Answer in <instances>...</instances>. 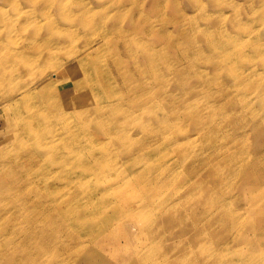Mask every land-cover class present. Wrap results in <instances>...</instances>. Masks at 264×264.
Returning <instances> with one entry per match:
<instances>
[{"label":"rangeland","instance_id":"rangeland-1","mask_svg":"<svg viewBox=\"0 0 264 264\" xmlns=\"http://www.w3.org/2000/svg\"><path fill=\"white\" fill-rule=\"evenodd\" d=\"M42 39H48L52 53L33 76L16 75L20 64L13 61L39 54ZM65 65L73 68L76 89L63 93L55 75ZM33 81L37 95L22 103L16 102L18 95L2 98L6 87L26 88ZM49 84L55 86L47 92ZM11 102L16 103L8 108ZM143 103L146 107H140ZM92 107L103 111L76 122L71 117L75 109ZM16 120L20 125H13ZM262 120L264 0H0V251L10 250L0 264H20L18 256L24 264H124L120 260L128 258L127 264H135V257L155 264L161 240L150 236L157 234V224L132 218V213L149 212L145 207L133 211L138 204L132 203L143 195L136 173L170 179L171 185L152 198L162 205L177 202L193 179L177 163L189 152L223 154L229 145L232 154L249 150L222 164L228 175L242 170L260 144L256 168H264V126L254 128ZM25 122L31 123V135ZM202 122L206 131L220 129L204 135L198 130ZM76 123L92 124L81 163L102 162L83 185L74 183L76 167L68 170L76 164V146L82 145L73 133ZM161 137L170 141L155 153L165 143ZM181 143L193 149L177 152ZM144 150L152 155L139 164L135 158ZM123 163L133 172L125 189ZM236 182L220 186L219 202L229 199L231 188L243 212L264 201V190L243 199ZM93 192L105 199L76 197ZM220 207L240 214L227 202ZM249 218L241 217L242 228ZM121 226L151 235H137L126 244L117 232ZM257 246L247 240L232 257L264 264Z\"/></svg>","mask_w":264,"mask_h":264},{"label":"bare ground","instance_id":"bare-ground-1","mask_svg":"<svg viewBox=\"0 0 264 264\" xmlns=\"http://www.w3.org/2000/svg\"><path fill=\"white\" fill-rule=\"evenodd\" d=\"M40 44L42 45V47L39 54H36L35 56L24 55L22 58L14 60L13 62L17 65L20 64V67L17 69L16 73L14 72V70L11 71V73H15L18 76H33L32 71L36 68L38 69L42 65V63L40 64V62L43 61V58L53 51L52 45L50 44V42H48V39H42L40 41ZM206 44L207 43H203L202 45L204 46ZM72 73L73 68L70 67V65H65L55 75V83H59L60 85H62L63 93L74 91L76 89L75 85L71 83L72 80H70V75ZM41 76L42 75L40 74V77ZM37 81H33L26 88L20 87L18 89H15L12 86H8L2 93V98L6 101H10L18 95L19 99L16 102L22 103L30 96H35L38 94L36 90ZM54 86V84H49L45 87V91L50 92ZM141 96H144V94ZM16 102L9 103L7 107H13V104ZM53 106L56 108V110L59 109L58 104H52V108ZM143 106L146 107V103L140 105V107ZM102 111L103 109L101 107L89 108L87 112L75 109L74 111H72L71 117L76 122L80 118L88 119L87 115L90 113L96 114L102 113ZM19 119H22V116H19ZM262 122H264V120L255 123L254 128L256 131H260L262 125L264 126V123ZM13 125L17 126L20 125V123L18 120H16ZM91 125L92 124L90 123L86 124L84 127H81L76 123V128L73 132L75 136L81 137L82 139V145L79 142L81 146H76V149L79 150L74 152V154L77 156L76 164H71V166H68L69 171H71L72 166H75L76 174L79 173V175H77V177L75 178L74 183L76 185H83L84 183H86V180L89 178L91 179L93 173H95V171L102 166V162L100 161V159H90L89 161L81 163V160L86 156L85 150L87 149V147L83 145V142L89 138L88 133L89 127H91ZM199 125L200 127H198V130L204 135L207 134L208 131V135H213L220 129L217 126L212 127L211 129H208L206 131L207 128H205V123L202 122L199 123ZM31 127V123L25 122V131L28 130L30 135L32 134ZM169 141V139L166 140L164 137H161V142L165 143L161 144L159 146V149H154V152H158L160 148L162 146L164 147ZM75 144L77 145V143ZM190 146L191 145L188 143L177 144L176 151L180 152L182 150H187L189 152L191 149H193V147ZM231 149V145L227 146L223 154L216 150L209 152L204 151V153L202 150L201 153H198L197 151L194 152V154L192 152H189L185 158L181 159L179 162L177 161L179 166H181L182 168L184 167L193 174V179L190 181V183H188V185H186V190L183 196L179 197L178 201L172 204H170L168 201L161 205V203L156 204L152 200V198H154L156 195H159V192L161 190L171 185L170 179H162V177H156V179L150 180L146 178L144 170L137 172L135 183L141 186V188L143 189V195L138 200V203H132L138 204L134 208H132L133 211H136V208L141 209V207H145L142 210H147L149 212H144V214H142L141 211H139V213L137 214L132 213V218H135L134 216H137L136 218H143L149 221L152 220L153 224H157L153 227V229H155L156 227L157 234L151 235L150 233L147 234L145 232L134 234L130 233L129 227L121 226L119 229H117V232L123 239H126V241H128L126 242V244L130 242L131 238H134L137 235L147 234L148 236L151 235L150 237H152V239L161 240V245H159L157 248L154 247L158 251L154 253L159 259L155 264H255L256 262L247 261L243 257H232V252L241 247L247 240L253 239L254 244L258 245V252L263 256L262 260H264V201L262 199L260 201H254V204L252 206L253 208L249 212H243L236 206L239 205V200H237L239 202L238 203L237 201H235L236 198L232 199L231 188L226 194V196H230L229 199H222V201L220 202H227L228 207H230V204L235 205L236 209L240 211V214H228L229 210H226L224 208L221 209V207L217 208L218 203H220L218 199L222 194H218V190L221 188L220 186H222L224 182L228 180L232 181V179H235L237 181L236 183L237 186H239L241 189L243 199L249 193H257L258 191L263 193L264 175L261 176L260 174L264 172V168H262L261 166H257L256 168V164H259L261 162V157L258 155L262 152L263 147L260 144L255 146L253 152L251 153L252 157L250 159V162L248 161L245 164V167L242 168V170L234 171L233 174L232 171H230L228 175H224L222 172L223 163L226 164L232 159V157H235L237 153L239 155L250 154L249 150H240L232 154ZM138 154L140 155L135 159L137 163L139 162V164L147 162L149 156L151 157L152 155L151 153H149V151L146 150H144L143 152H139ZM126 157L130 156L128 155ZM221 157L222 159L219 160ZM32 162H36L32 163L33 166L37 165L36 160ZM122 166L125 177L123 178L122 182V184L125 186L122 187L125 189L129 185V179L126 177H128L130 173L133 172L128 171L127 167L130 166L126 165V163H123ZM114 188L118 187L112 186V189ZM76 197H81V200L88 199L90 201H93L99 199L100 201H102L103 199H105V194L101 193L98 195V193L93 192L85 193L82 195L81 193H78ZM123 201V203L126 202L125 200ZM203 206L207 208H203ZM244 214H248L250 218L242 228L240 226V223L242 222L241 217ZM126 216H128V213H126ZM129 217L131 216L129 215ZM254 221L256 222L253 223ZM150 229L151 228H149L148 230ZM172 240L177 241L172 243ZM169 241H171V243H168ZM115 244L116 246H120L117 245V242ZM136 246L140 247L141 245L137 243ZM241 251L242 250H240L239 252ZM8 252H10L9 249L0 251V256L2 254L7 255ZM256 253L257 251H254V254ZM253 258L254 256H251L250 259ZM17 259H19L20 264H24V258L22 256H18ZM128 260L131 259L128 258ZM128 260L121 259L120 263L127 264V262H129ZM133 263L145 264V258L135 257L133 259Z\"/></svg>","mask_w":264,"mask_h":264}]
</instances>
